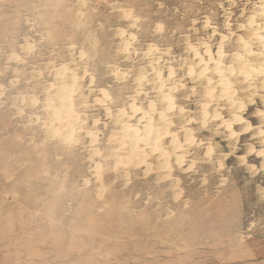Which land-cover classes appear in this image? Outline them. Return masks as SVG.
I'll use <instances>...</instances> for the list:
<instances>
[{"label":"rangeland","instance_id":"rangeland-1","mask_svg":"<svg viewBox=\"0 0 264 264\" xmlns=\"http://www.w3.org/2000/svg\"><path fill=\"white\" fill-rule=\"evenodd\" d=\"M0 264H264V0H0Z\"/></svg>","mask_w":264,"mask_h":264},{"label":"bare ground","instance_id":"bare-ground-1","mask_svg":"<svg viewBox=\"0 0 264 264\" xmlns=\"http://www.w3.org/2000/svg\"><path fill=\"white\" fill-rule=\"evenodd\" d=\"M68 130H70V129H68ZM71 131V130H70ZM66 134V133H65ZM68 134V133H67ZM67 134L65 135V136H67ZM69 135V134H68ZM71 135V134H70ZM65 138H67V137H65Z\"/></svg>","mask_w":264,"mask_h":264}]
</instances>
